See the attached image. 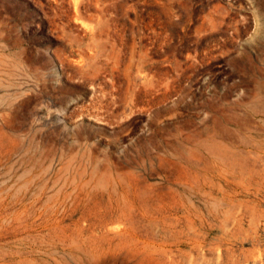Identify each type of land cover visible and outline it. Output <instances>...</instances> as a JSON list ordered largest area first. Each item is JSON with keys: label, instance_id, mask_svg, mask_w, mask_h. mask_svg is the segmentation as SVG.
Returning <instances> with one entry per match:
<instances>
[{"label": "rangeland", "instance_id": "rangeland-1", "mask_svg": "<svg viewBox=\"0 0 264 264\" xmlns=\"http://www.w3.org/2000/svg\"><path fill=\"white\" fill-rule=\"evenodd\" d=\"M0 264H264V0H0Z\"/></svg>", "mask_w": 264, "mask_h": 264}]
</instances>
